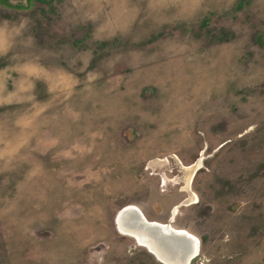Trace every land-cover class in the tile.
Segmentation results:
<instances>
[{
  "label": "rangeland",
  "instance_id": "rangeland-1",
  "mask_svg": "<svg viewBox=\"0 0 264 264\" xmlns=\"http://www.w3.org/2000/svg\"><path fill=\"white\" fill-rule=\"evenodd\" d=\"M129 204L264 264V0H0V264H164Z\"/></svg>",
  "mask_w": 264,
  "mask_h": 264
},
{
  "label": "bare ground",
  "instance_id": "bare-ground-1",
  "mask_svg": "<svg viewBox=\"0 0 264 264\" xmlns=\"http://www.w3.org/2000/svg\"><path fill=\"white\" fill-rule=\"evenodd\" d=\"M200 164L201 163L199 161L198 163H196V166H200ZM132 206L139 208L136 205L129 204V205L122 207L121 209H125L126 212H129V209H130L129 207H132ZM120 210L118 211V213L121 212ZM125 210H122V211H125ZM143 215L145 216L144 213ZM133 216L134 215H132L131 213H128L125 215L126 218H124V220H119L118 224L116 223V225L119 226V230H121V232L123 233H126L132 236L137 241L138 244L146 247L150 253L156 256L164 264H188L187 257L189 255V252L187 250L190 249V245L188 248V245H187L188 241L184 243L180 239V238L184 239V237L186 239L185 233H187L186 234L188 235L187 237L191 235L195 241L194 242L195 244H193L194 247H191L194 255L197 252L199 253L200 251L199 238L196 237L191 232L187 231L186 229L174 228L170 222L162 223L156 220H150L146 216H145L146 222H143L140 218L135 219L133 218ZM147 225L149 226L151 225L153 227H158V228L162 227L164 228V230H167L169 233H171L172 235H176V236L172 237V240H170L167 245V241H164L161 235L159 234L154 235L153 233H151ZM152 238H155V240H152ZM197 255H195V257Z\"/></svg>",
  "mask_w": 264,
  "mask_h": 264
},
{
  "label": "water",
  "instance_id": "water-1",
  "mask_svg": "<svg viewBox=\"0 0 264 264\" xmlns=\"http://www.w3.org/2000/svg\"><path fill=\"white\" fill-rule=\"evenodd\" d=\"M130 209H129V212H126V210L125 209H121L120 211L121 212H119L118 214H117V217H116V223L118 224V222H119V220H124V218H126L125 217V215L126 214H128V213H131L132 215H134L133 216V218H140L143 222H146L145 220H146V218H145V216L143 215V213H142V211L139 209V208H137V207H134V206H132V207H129ZM122 210H125V211H122ZM153 225H155V224H153ZM148 226V229L151 231V233H153L154 235L156 234V235H161V237L164 239V241H167V245H168V242L170 241V240H172V237H175L176 235H172L171 233H169L167 230H164V228H158V227H153V226H149V225H147ZM118 228H119V226H117ZM187 233H185V236H186V239H185V237H184V239L183 238H180L181 240H182V242H187V245H188V248H189V245H190V249L189 250H187L188 252H189V255H188V257H187V261H188V264H191V261H192V259L195 257V255H197V253L194 255V253H193V251H192V248L191 247H194V245L193 244H195L194 242V239L192 238V236L191 235H189V237H187L188 235H186ZM152 240H155V238H152ZM157 243V242H156ZM190 243V244H189ZM165 246V245H164ZM163 246V247H164Z\"/></svg>",
  "mask_w": 264,
  "mask_h": 264
}]
</instances>
